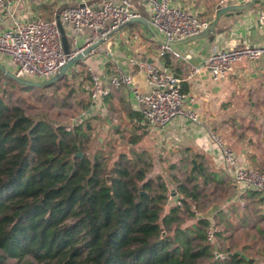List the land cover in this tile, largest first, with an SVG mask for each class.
Returning <instances> with one entry per match:
<instances>
[{
  "label": "trees",
  "instance_id": "16d2710c",
  "mask_svg": "<svg viewBox=\"0 0 264 264\" xmlns=\"http://www.w3.org/2000/svg\"><path fill=\"white\" fill-rule=\"evenodd\" d=\"M0 75L4 84L32 88ZM81 99L84 110L90 103ZM22 102L0 88V264H252L233 250L237 239L229 241L222 211L213 223L202 216L215 173L179 170L169 175L171 189L160 175H146L143 152H134L135 162L120 153L110 165L99 149L73 156L88 143L85 122L32 119ZM209 226L220 228L213 237L223 250L206 240Z\"/></svg>",
  "mask_w": 264,
  "mask_h": 264
},
{
  "label": "crops",
  "instance_id": "0c3cea01",
  "mask_svg": "<svg viewBox=\"0 0 264 264\" xmlns=\"http://www.w3.org/2000/svg\"><path fill=\"white\" fill-rule=\"evenodd\" d=\"M97 1L99 0H9L8 8L0 9V31L8 27L13 18L20 22L39 16L48 19L62 7L82 2L94 5ZM128 1L130 8L146 19L144 0ZM169 2L209 22L217 6L248 7L238 13L220 15L207 37L172 47L180 55H186V59L172 57L169 53L160 55L159 43L142 25L131 22L111 33L92 53L84 56L81 63L103 80L117 72L127 74L132 85L141 93L147 91V85L144 73L137 68L136 62L144 61L167 69L182 79L181 88L186 94L185 105L197 113V122L191 123L184 118L174 117L163 126L150 125L143 119L131 92L123 86L111 91L107 99L88 104L81 113L101 120L102 133L109 131L111 135L127 134L128 140L131 138L128 141L130 146L145 144L137 152L149 156L152 166H160L165 162V165L169 162V166L171 162L181 159V164L190 167L189 160L193 159L196 166L200 165L205 173H215L216 178H212L209 184L212 185V190L207 196L211 202L202 216L213 223V215L222 211L223 219L237 235H241L239 239L243 244L236 250L238 254L251 252L253 245L258 243L254 236L256 223L253 221L257 215H263L264 198L260 194L237 193V186L226 170L221 152L210 134L220 137L223 145L235 154L241 165L264 171V58L257 61L240 60L227 76L216 81L211 80L203 68H199L191 76L188 73L190 67H200L215 49L263 46L264 0ZM61 28L68 43L73 37L77 45L86 42L88 29L83 28L74 34L69 27ZM8 64L11 66L10 62ZM1 65L12 71V66L9 69L6 65ZM164 181L168 186L169 182ZM261 250L260 248L258 251ZM243 253L241 255L246 258Z\"/></svg>",
  "mask_w": 264,
  "mask_h": 264
},
{
  "label": "built area",
  "instance_id": "2783aa9c",
  "mask_svg": "<svg viewBox=\"0 0 264 264\" xmlns=\"http://www.w3.org/2000/svg\"><path fill=\"white\" fill-rule=\"evenodd\" d=\"M144 3L147 22L166 42L196 35L210 23L187 9L172 5L169 0H144ZM8 5L9 0H0V9L6 10ZM138 17L141 15L130 8L128 0H99L94 5L82 2L62 7L48 19L39 16L20 22L13 18L9 26L0 31V55L10 62L14 76L25 79L34 77L37 81H43L54 76L67 60L84 48L96 41L105 40L128 20ZM59 25L69 27L74 34L83 28L88 29L86 42L77 45L73 37L71 42H67L68 53H64ZM164 53L186 59V55H180L171 46L159 44V54ZM260 58H264V45L215 49L200 67H190L188 75L203 68L210 79L216 81L227 76L236 62L257 61ZM136 65L145 76L147 91L143 93L132 85L130 76L123 72L114 73L103 80L88 68L89 103L93 104L123 86L131 92L143 119L150 125L163 126L174 117L184 118L191 123L197 122V113L185 105L186 94L181 88V78L151 63L138 61ZM210 138L221 152V160L237 186V193L244 195L250 191H258L264 197V171L241 165L220 138L213 134H210ZM215 231L212 226L206 229L207 241H212Z\"/></svg>",
  "mask_w": 264,
  "mask_h": 264
},
{
  "label": "rangeland",
  "instance_id": "374dc122",
  "mask_svg": "<svg viewBox=\"0 0 264 264\" xmlns=\"http://www.w3.org/2000/svg\"><path fill=\"white\" fill-rule=\"evenodd\" d=\"M0 62V64L6 65L9 69H11V66L8 64L9 61L2 57V55H0ZM88 68L89 67L87 65H84L81 62H75L69 66L68 70L61 79L52 82L47 87H32L28 90H19L16 86H12L11 84H4V78L0 75V88H4L7 92H10L14 98H20L23 101L22 107L24 108L25 113L32 119L41 118L51 124H62L65 126H71L80 120H83L85 124L87 123L89 125V128L87 129L89 139L83 150H80V153H84L91 157L92 153L99 149V152L104 158H106L107 165H110V163L115 160L120 153H123L129 161L135 162L133 156L134 152L142 150L141 148L145 144L130 146L128 141L131 138L128 140L127 134L111 135L109 131L107 133H102L100 131L101 120L88 117L87 115H83L81 113L83 112L80 107V102L82 101L81 98L84 97V101L88 98V92H86L83 88L87 87L88 89L90 86L89 78L87 77V73L89 71ZM26 79L40 82L34 77ZM220 140L222 142L221 138ZM165 161H167V159L164 160V162ZM136 163L137 166L141 167V163ZM165 163L160 166H152L151 164L150 168L147 169L146 175L153 177L158 174L163 180L168 181L170 174L175 173V175L179 176V170L190 168L186 164H181L183 163V160L181 159L171 162L174 169L168 166L169 162H167L166 165ZM168 188H174L170 182L168 183ZM210 190H212V185L206 187L205 193ZM172 196L173 193L170 194L169 198ZM201 207H204L203 203ZM261 214L263 215H257L254 217L253 221L256 223L254 236L257 238L258 243L253 245L251 252L243 253L245 256L252 259V264H264V212ZM216 229L219 231L220 228L218 227ZM259 229L262 230L263 233H258ZM226 232L229 234L230 242L234 243L233 239H237V245L233 249L237 254L238 251L236 250L240 249V245L243 244L241 243L242 240L240 242L241 235H237L230 226L227 227ZM252 244L253 243L251 242V245ZM211 245L214 252L217 248L223 250L225 246V244H221V242H219V240L215 237L212 238ZM260 248L262 249L261 252L258 251ZM218 254L221 257L224 256L223 252H219ZM239 254L241 253L239 252ZM5 264H14V261L7 260Z\"/></svg>",
  "mask_w": 264,
  "mask_h": 264
},
{
  "label": "water",
  "instance_id": "95a60500",
  "mask_svg": "<svg viewBox=\"0 0 264 264\" xmlns=\"http://www.w3.org/2000/svg\"><path fill=\"white\" fill-rule=\"evenodd\" d=\"M248 6L247 5H227V6H217L215 8L213 17L210 21V23L208 24V26L206 28H204L200 33L196 34V35H192L189 37H186L184 39H181L179 41H173V42H166L164 39H162L161 37H159L157 35V33L153 30V28L149 25V23L147 22V20L145 18L142 17H138V18H132L130 20H128L125 24H129L131 22H135L138 23L140 25H142L145 30L153 37V39L158 42L159 44H166L168 46H177V45H181L196 39H200V38H204L207 37L214 29L217 19L219 18L220 15L224 14V15H231L233 12L238 13L240 10L242 9H246ZM60 34H61V42H62V47H63V52L64 53H68V43H67V39L65 37V35L63 34L62 28L59 25L58 26ZM110 36V35H109ZM108 36V37H109ZM103 40H99L94 42L93 44L87 46L86 48H84L80 53L76 54L75 56H73L71 59L67 60L59 69V71L52 77L40 81V82H36V81H32L29 79H25V78H18L16 76H14L9 70L5 69L1 64H0V72L7 78L11 79L12 81H14L15 83L24 86V87H40V86H44L47 84H50L58 79H61L63 77V75L65 74V72L68 70L69 66L75 62H79L81 60V58L83 56H86L91 50H93L94 48H96L98 45L101 44ZM86 130L89 128V125L86 123ZM73 156H77V157H81L82 154L80 153L79 150H77ZM191 166H190V170L191 171H195L197 172V166L196 163L193 159L189 160ZM108 176L105 177V180L108 182ZM163 233H161L162 235Z\"/></svg>",
  "mask_w": 264,
  "mask_h": 264
}]
</instances>
